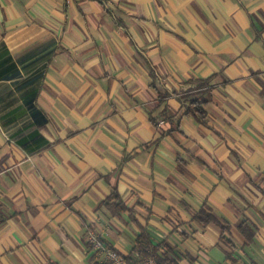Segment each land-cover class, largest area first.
Here are the masks:
<instances>
[{
	"label": "crops",
	"instance_id": "0c3cea01",
	"mask_svg": "<svg viewBox=\"0 0 264 264\" xmlns=\"http://www.w3.org/2000/svg\"><path fill=\"white\" fill-rule=\"evenodd\" d=\"M0 206V264H264V0H0Z\"/></svg>",
	"mask_w": 264,
	"mask_h": 264
},
{
	"label": "trees",
	"instance_id": "16d2710c",
	"mask_svg": "<svg viewBox=\"0 0 264 264\" xmlns=\"http://www.w3.org/2000/svg\"><path fill=\"white\" fill-rule=\"evenodd\" d=\"M195 104V103H193ZM198 106L196 107L197 111H201L202 108L199 107V103H197ZM202 112V111H201ZM103 206H106L109 211L114 216H120L121 214L125 212H129V209L127 205L120 199L118 196H111L107 199L105 203H103ZM195 220L199 222L203 226H207L210 223H216L221 226V228L224 231V234L221 237V241L225 242L232 250H234V245H232L231 242L227 241L226 239V233L231 231L230 225H223L213 215L211 209L205 205L195 216ZM237 229L241 236L245 239L246 243H252L255 240V236L257 233V227L249 220L242 221L238 226ZM151 242L150 237L144 230L139 235V238L137 240L136 246L134 247L132 254L128 257H125L127 262L130 264L133 263V257H136L135 254H137V257H141L142 261L138 262L139 264H143L144 260L150 257H155L157 259L158 264H167L166 260H162L158 254L157 248H152L151 250ZM103 264H109L104 263Z\"/></svg>",
	"mask_w": 264,
	"mask_h": 264
},
{
	"label": "built area",
	"instance_id": "2783aa9c",
	"mask_svg": "<svg viewBox=\"0 0 264 264\" xmlns=\"http://www.w3.org/2000/svg\"><path fill=\"white\" fill-rule=\"evenodd\" d=\"M1 215V206H0ZM87 243L99 261L109 264H130L117 250L109 245L96 230H89ZM143 264H158L156 257L147 258Z\"/></svg>",
	"mask_w": 264,
	"mask_h": 264
}]
</instances>
